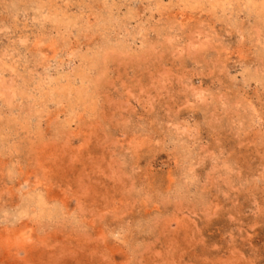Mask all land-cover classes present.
I'll return each instance as SVG.
<instances>
[{
	"label": "rangeland",
	"instance_id": "obj_1",
	"mask_svg": "<svg viewBox=\"0 0 264 264\" xmlns=\"http://www.w3.org/2000/svg\"><path fill=\"white\" fill-rule=\"evenodd\" d=\"M0 264H264V0H0Z\"/></svg>",
	"mask_w": 264,
	"mask_h": 264
}]
</instances>
